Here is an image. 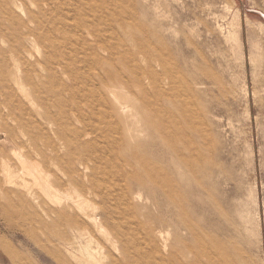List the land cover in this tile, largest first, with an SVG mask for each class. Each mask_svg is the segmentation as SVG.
<instances>
[{
	"label": "rangeland",
	"instance_id": "rangeland-1",
	"mask_svg": "<svg viewBox=\"0 0 264 264\" xmlns=\"http://www.w3.org/2000/svg\"><path fill=\"white\" fill-rule=\"evenodd\" d=\"M0 6V71L31 81L23 88L24 110L13 95H0V136L16 128L19 140L25 124L66 127L80 105L88 115L94 104L104 112L101 96L127 107L119 114L128 119L130 135L138 134L132 145L95 143L91 169L82 171L103 189L97 199L77 187L54 186L61 165L73 163L66 148L62 161H46L36 150L45 140L37 130L23 164V149L4 138V263L264 264V0H0ZM146 52L165 64L156 63L158 79L160 73L179 78L188 112L195 110V132L181 140L195 142L199 160L165 156L149 144L146 93L135 85L147 81ZM54 71L67 87H44ZM98 88L103 93L95 102ZM119 132L118 139L125 127ZM2 161L12 170L11 182ZM77 203L88 214L103 207L108 224L97 227Z\"/></svg>",
	"mask_w": 264,
	"mask_h": 264
},
{
	"label": "bare ground",
	"instance_id": "bare-ground-1",
	"mask_svg": "<svg viewBox=\"0 0 264 264\" xmlns=\"http://www.w3.org/2000/svg\"><path fill=\"white\" fill-rule=\"evenodd\" d=\"M0 8H1V6H0ZM86 25L89 27L88 24H86ZM87 49L88 48H86V51H87ZM107 50H108V48H107ZM95 51H97V50H95ZM86 53H84V54H86ZM99 54L100 53H98V55ZM2 55L3 54H1V56ZM48 57H49L48 59H50V56H48ZM144 57H147V60H148V66L146 67V69L144 71L145 72V80H147V81L143 82L142 80H138L135 83V85L139 86L140 90L142 88L146 93L145 103H146V107L148 109L146 111L147 114H146L145 120L147 122L148 134H150V136H151V141H150L151 143H149V144L152 145L154 151L161 149L162 152L159 151L160 152L159 154L163 153L165 156H168V155H170V153H172L182 161L184 159L187 161H190L191 158L199 160L197 158V151L196 150L194 151V149H198L195 142H193V141L186 142V140H183V141L181 140V136L183 134H188L189 132H195V128H196L195 118L196 117L194 114L195 110H193L194 111L193 113L188 112V109H187L188 102L185 101V96L183 94L182 87H180L178 85V83H180L179 78H177L176 75L171 74V73L168 75L160 73L159 74L160 79H158V77H157L158 75L156 72V63H158V65H165V64L161 60H159L158 58L153 56L151 53L146 52V54H144ZM20 58H22V57H20ZM5 62L6 63L9 62L8 65L11 64L10 60L9 61L6 60ZM62 66H60V67H62ZM64 66H66V65H64ZM56 67L53 66V69ZM71 67H73V65L72 66H66L65 68H62V69H64L65 71H69V72L72 71L73 72V68H71ZM46 68H44V69H46ZM49 68H51V67H49ZM78 68H80V67H78ZM0 69L3 70V63L2 62H0ZM75 70L76 69H74V71ZM52 73L54 76L51 78V80L48 78L45 79V81L43 80L45 82V84H44L45 88L46 87H49V88L53 87L52 85H54L56 88L59 87L61 89L67 87L64 84V82H62L60 79H58L60 74H57L56 71H54ZM175 73H176V71H175ZM181 73L182 72H180V75H181ZM46 74H47V72H46ZM184 75L185 74L182 73V77L185 80L186 76H184ZM25 76L26 75H24V77ZM70 76H72V75H69V77ZM24 77L21 76L20 72H18V73L13 72L12 73L11 71L10 72H4V71L1 72L0 71V82L2 84V85H0V95H2L4 93L7 94L8 96L13 95L16 98L17 104L23 110L28 108L27 106H25V103H24L25 101H23L22 94H23L24 86L26 84H28L27 81H29V77L28 78L27 77L24 78ZM30 78L32 79V77H30ZM71 78H73V77H71ZM52 80L56 81L55 84L53 83ZM29 82H31V81H29ZM73 84L77 85V86L79 85L77 82L74 81V79H73ZM187 84H188V82H187ZM84 89H83V91H84ZM98 89L99 90L96 92H93V95H92L95 102H96L95 96H97L100 93L101 94L103 93L100 88H98ZM24 90H25V88H24ZM17 92H19L20 96L18 94H15ZM24 94H25V92H24ZM57 96L55 98H57ZM32 97H33V95H32ZM77 97L82 102V98H80L79 96H77ZM33 99H35V98H33ZM37 100H39V99H37ZM41 100H42V98H41ZM160 102H165L166 103L165 106L163 103H160ZM100 104H102V106L103 105L107 106V109L104 112H101L100 108H98L94 104L95 106L93 105L90 108V111H92L93 114H90V115H88L87 111L82 109L83 107L81 105L78 106L77 114H76V121H74V120H72V118L68 117L67 118L68 125H66V127L59 125L58 128L56 130H54L53 124L50 122L47 125H45V124L38 125V128H37L39 136L44 137L45 140H44L43 146H41V145L36 146V150H37V153L41 154L42 156H45L44 158L46 159V161H47V159L48 160H51V159L56 160L57 159V161L58 160L60 161L62 156H63V155H61V153H62L61 149L62 148H64V149L66 148L67 152H68V156H71L73 159L72 164L69 163L70 161L66 162L63 165L60 164L61 168H63V172L60 173L59 175L54 174L55 178H56L54 186L60 187V188L65 187V186L68 188L77 187L84 195H89L91 197V194H92L93 199H97L96 197H99L101 194H103V192H102L103 189L92 181L88 182L87 181L88 175L85 174V172H87L91 169V167H90V160H91L90 154L92 152H95L98 150L95 147V143H97L99 146L100 144L105 145L104 144L105 141H106V143H111V144H118V143H120V141H123L127 145H132L134 143V142L132 143V139L134 137L138 136V134H136V136L133 134L130 135L131 128L128 126V122H127L128 119L126 118L125 115L119 114L120 110H122L124 112L126 111V109H127L126 106L121 105V104H117V103L116 104L111 103L108 96H106V98H103L101 96ZM136 108H138V107H136ZM89 117L92 118V120L88 121L87 119H89ZM114 117H115V119H114ZM115 120H116V124L113 123ZM77 121L82 123L84 125V127L81 128L79 126H76ZM36 122L37 121H35V123ZM123 125H125V126H123ZM48 126L52 127V129H49ZM67 126L69 127V130L67 129ZM124 127L126 129V133L125 134H119V135H121L120 139L116 138L115 134H117V132H119L121 129L123 130ZM20 129H21V131H19V135H18L19 140H16L17 138H15L16 137V128L12 129L11 132L8 130H5L3 132V135L0 136V146L2 145V141L4 138H7V141L16 140L17 141L16 147H18L19 149H23L22 151L24 152V154H21V157H20L21 159L19 158V160L22 161L23 164H26V161L31 156L30 147L28 146V144L29 143L33 144L35 141H36L35 143H37L38 142V137H37L38 134L36 135L35 132L37 130H35L33 127H31V125L29 126L28 124L27 125L25 124L23 127H20ZM109 134L114 135L113 139H110ZM196 134H197V132H196ZM73 137L76 138V143H74V144L72 142ZM4 142H6V141H4ZM140 143H144V142L142 141ZM14 144H15V142H14ZM32 144H30V145H32ZM137 145H135V147ZM144 145H146V144H143V147H144ZM76 147H78V148L75 149ZM149 147H151V146H149ZM184 148L188 149V151L190 152L189 158H186L187 155L185 153ZM75 150H77V151H75ZM151 150H152V148H151ZM119 153H120V151H119ZM163 154H162V156H163ZM2 155H3V153H2ZM124 155H122V156H124ZM128 155H131V154L128 153ZM151 155H153V154H151ZM126 157L128 158V156H126ZM153 157H155V156H153ZM155 159H156V157H155ZM157 160H158V157H157ZM2 163H3L2 168L5 169V173L7 174V180L9 182H11L12 170L10 169V166L7 162L2 161ZM46 163L48 164V162H46ZM53 163H55V162H53ZM22 167H24V165H22ZM25 168L26 167H24V169ZM83 168L85 169V172L82 171ZM43 171H44V169H43ZM48 172L50 173L52 171L50 169H48ZM48 176L49 175L47 174L46 175L47 180H49ZM1 184H3V183H1ZM139 185L141 187L144 184L140 183ZM130 187L132 190L137 188L133 185L132 186L130 185ZM125 189H127V188H125ZM108 194H109V192H108ZM93 203H94V205H96V203L94 201H93ZM77 207H78V210H80L83 214H85V216L88 219H90V220L92 219L94 221V223L96 224V226L99 227L100 229L104 226V224H108L109 219L107 218V213L103 209V207L93 206L95 208V210L91 214L84 212L85 211L84 205L77 203ZM97 208H99V209L102 208L103 209V210H101L102 213L97 211L96 210ZM77 222H78V224L85 226L88 233L91 234V239L94 238V235L90 232L91 227L88 225L87 222H85L80 217L77 218ZM119 223H117V224H119ZM116 236H118V235H116ZM189 248L190 247L188 246V249Z\"/></svg>",
	"mask_w": 264,
	"mask_h": 264
},
{
	"label": "crops",
	"instance_id": "crops-1",
	"mask_svg": "<svg viewBox=\"0 0 264 264\" xmlns=\"http://www.w3.org/2000/svg\"><path fill=\"white\" fill-rule=\"evenodd\" d=\"M0 264H6V263L3 262V260L1 259V257H0Z\"/></svg>",
	"mask_w": 264,
	"mask_h": 264
}]
</instances>
